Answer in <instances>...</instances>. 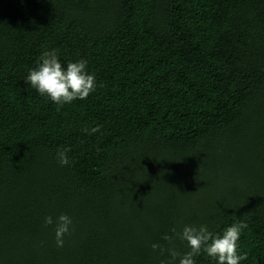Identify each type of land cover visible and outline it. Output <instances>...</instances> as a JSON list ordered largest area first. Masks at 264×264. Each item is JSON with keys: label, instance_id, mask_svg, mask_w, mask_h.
Instances as JSON below:
<instances>
[{"label": "trees", "instance_id": "obj_1", "mask_svg": "<svg viewBox=\"0 0 264 264\" xmlns=\"http://www.w3.org/2000/svg\"><path fill=\"white\" fill-rule=\"evenodd\" d=\"M53 49L97 83L59 111L25 83ZM239 223L264 264V0H0V264H179L173 229Z\"/></svg>", "mask_w": 264, "mask_h": 264}, {"label": "clouds", "instance_id": "obj_2", "mask_svg": "<svg viewBox=\"0 0 264 264\" xmlns=\"http://www.w3.org/2000/svg\"><path fill=\"white\" fill-rule=\"evenodd\" d=\"M33 89L44 97L49 98L58 105L57 110L66 104H71L74 100H84L97 90V83L94 74L87 71V61L79 60L69 62L65 68L59 59L56 50H45L39 58L38 66L30 70L26 81ZM102 126H97L84 131L94 134L101 130ZM71 149L59 150L57 160L62 166L69 165L70 161L67 152ZM53 224L51 216L45 217V226ZM72 219L61 214L55 222V239L57 247L64 246V237L71 234ZM246 223L234 224L227 227L222 235H214L208 230L206 225L184 226L181 232H176L181 240L187 243L189 251L180 256L174 249L170 250V255L175 260L180 256L179 264H196L195 257L206 254L208 257L217 261V264H240L242 260L247 259V254H239V241L242 231L247 228ZM164 240L172 243L174 237L165 235ZM153 250L164 249L159 244L151 245Z\"/></svg>", "mask_w": 264, "mask_h": 264}]
</instances>
